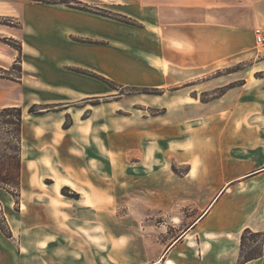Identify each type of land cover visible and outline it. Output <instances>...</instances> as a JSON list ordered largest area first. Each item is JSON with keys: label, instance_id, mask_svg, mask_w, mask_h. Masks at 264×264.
Segmentation results:
<instances>
[{"label": "crops", "instance_id": "obj_1", "mask_svg": "<svg viewBox=\"0 0 264 264\" xmlns=\"http://www.w3.org/2000/svg\"><path fill=\"white\" fill-rule=\"evenodd\" d=\"M70 1L67 4L62 0H0V36L15 39L18 45L15 48L0 42V68L8 70V66L18 56L22 72L16 80L0 78V108L24 107L26 94L37 96L32 98L31 103L39 105L72 103L87 98L101 99L112 94V86H119L160 91L158 96L146 94L143 102H132L143 104L145 108L142 111L156 105L166 112L185 111L191 105L190 99L196 103L200 101L202 92L229 83L222 81V76H212L211 70L222 63L229 65L233 61L246 59L255 47V29L264 31V0ZM75 3L86 9L76 7ZM7 19H13L15 24L12 21L10 23L13 25L2 22ZM227 64L225 67H228ZM203 77L207 79L202 80ZM227 94L228 91L204 104L225 102ZM106 103L115 104L116 101L109 100ZM62 106L65 108L67 104ZM116 106L118 109L119 106ZM68 110L69 107L54 112L56 123L50 127L60 134L49 136L48 151L39 153L32 162L34 167L38 166L39 174L47 159L50 164L53 159L56 160L64 169L67 166L65 157L70 156L68 158H72L73 162H79L82 169L71 168V172H85L90 181L79 184L78 188L87 195L76 190L80 196L74 200L87 198L91 205L99 207L105 201L106 191H113L115 199L120 188L116 184H106L100 178L99 164L96 165V171L84 170L82 161L88 168L90 160L98 162L99 155L103 157V154L97 148L96 156L89 153L84 155L79 143L85 137L82 124L87 123L88 117L76 120V113H71L72 125L65 129L61 127L62 117ZM95 111H104V105H97L96 110L90 111V116ZM46 115L48 113L35 114L33 117L36 121H42ZM142 116L150 124L148 131H161V126L155 124L161 121L157 116L146 113ZM95 122L96 131L100 134L106 121L98 118L92 121ZM164 126L165 133L177 139L186 127L180 120ZM211 136L215 138L216 134ZM194 152L191 153L194 155ZM210 154L211 151L207 150L197 155L206 162L199 166H192L188 152H162L146 157L139 154L135 156L139 161L130 164L146 165L137 168L132 166L130 169L139 168L140 173L144 174H169L172 163L187 161L190 164L187 174H227L228 162L221 161L218 164L217 159H213ZM132 156L130 154L129 158ZM21 171L23 173V163ZM258 171L246 173L242 179L239 178L243 176H239L225 182L218 191H222L221 195L203 213V208L217 194L204 207L196 206L194 203L200 198L201 187L206 190L204 188L207 185L176 183L174 189L167 186L166 195L162 188L165 184H160L162 207L176 208L177 213L185 215L180 201L187 198L188 207H200L201 213L195 217L197 210H186L189 224L156 256L152 255L150 243L146 239L153 231V225L151 219L145 220L143 226L135 228L136 233L141 231L143 239L137 245V254L130 260L131 264H165L168 260L171 264H238L243 230L264 233V203L247 207L242 203V208L238 210L228 194L229 187L235 181L264 172ZM61 178L71 182L66 177ZM145 190L152 191L153 185L145 184ZM155 197L146 193L145 206L153 205L157 201ZM52 200L56 205L70 201L59 191H55ZM54 218L58 216H49L52 222ZM168 218L167 212L166 223H169ZM175 219L182 220L179 215ZM171 223L176 227V223ZM9 226L13 232L12 239L15 234L10 222ZM9 239L0 231V264H25L37 250H43L44 253L49 250V247H32L24 251L13 244L14 239L12 242ZM240 264H264V257Z\"/></svg>", "mask_w": 264, "mask_h": 264}, {"label": "rangeland", "instance_id": "obj_2", "mask_svg": "<svg viewBox=\"0 0 264 264\" xmlns=\"http://www.w3.org/2000/svg\"><path fill=\"white\" fill-rule=\"evenodd\" d=\"M62 1L67 4L71 2L70 0ZM75 6L86 9L85 6L76 3ZM11 21L15 24L13 19L2 22L13 25ZM0 42L18 47L17 41L8 37L0 36ZM19 62L20 57L17 56L8 66V70L0 68V78L16 80L21 77ZM256 62L261 63L255 64ZM226 64L222 63L217 68H213L211 75L222 76L221 80L229 81V83L202 92L200 101L196 103L190 99L191 105L187 106L185 111L168 110L166 112L157 105L142 111L145 108L143 104L132 102L137 100L143 102L146 94L157 96L160 94L158 90L147 88L112 86V94L101 99L87 98L72 103L41 105L31 103L32 98L37 96L26 94L24 99L26 104L20 107L23 119L22 129L24 126L20 154L23 163L22 189L20 188L19 192L0 189V231L2 235L10 238L11 242L14 239L13 244L22 247L24 251L32 247H49L46 253L43 250H37L35 254L29 256L30 260L25 264H131L130 260L137 254V245L143 239L141 231L136 233L135 228H140L145 220L150 219L153 231L147 235L146 239L150 243L152 255H159L165 245L189 224L190 221L186 220L189 213L186 210H197L195 217L202 210L200 207L190 209L187 198L180 201L181 209L185 210L186 216L177 213L176 208L162 207L160 184H165L162 188L166 195L167 186L169 189H174L173 186L176 183L207 185V188H204L206 190L201 187L200 198L194 203L196 206L204 207L216 192L219 193L218 191L225 182L239 176H243L239 178L242 179L246 173L263 167L264 49L255 45L243 61H233L232 64H227L228 67H225ZM11 90L8 89V91ZM226 91L228 94L225 102L213 105L204 104L219 98ZM194 95L193 93L192 96ZM109 100L116 101V103L107 104ZM63 104H67L65 108L69 107V110L62 117L61 127L65 129L72 125L71 113H76V120L88 117L87 123L82 124V130H84L82 134L85 137L81 138L79 143L84 155L89 153L88 155L96 156L97 148L103 154V157L99 155L98 162L90 160L88 168L82 161L84 170L96 171V165L99 164L100 178L106 184H116L120 188V191L116 192L115 199L112 196L113 191H106L105 201L99 207L91 205L87 198L80 201L74 200L80 196V193L76 191L79 184L90 181L85 172H71V168L82 169L78 165L79 162H73L72 158H68L70 156L65 157L64 162L67 166L64 169L63 166L57 164L56 160L53 159V163L50 164L47 159L40 174L38 166L34 167L32 162V159L39 153L48 151L49 136L55 137L60 134L50 126L56 123L54 112L65 109ZM99 104L104 105V111H95L94 115L90 116V111L96 110ZM116 105L119 106L118 109ZM30 106L42 111L41 114L48 113V115L43 117L42 121H36L33 117L36 113L28 112ZM144 113L155 115L161 120L155 123L161 126V131L151 133L147 130L150 124L144 121L142 116ZM98 118L106 121L104 130H101L100 134L96 131L97 122L92 123ZM177 120L186 125L184 133L178 139L176 136L167 135L166 128L163 129L167 123L171 124ZM9 128L0 122V136L4 140H2L3 143L9 138L4 133ZM213 133L216 134L215 138L211 136ZM207 150L211 151V157L216 158L218 164L221 161L228 162L227 174H187L190 166L187 161L172 163V171L170 170L169 174H144L140 173L139 168L130 169L132 166L137 168L146 165L130 164L139 161V158L135 157L139 154L146 157L156 153L172 154L178 151L188 152L192 166L205 165L206 162L199 159L197 155L200 153L202 155V152ZM190 151L194 152V155ZM130 154H133L132 158H129ZM150 165L151 163L147 166ZM260 171L263 172L264 168L258 172ZM61 177H66L71 182ZM145 184L153 185V190L146 191ZM208 189L211 192H208L210 191ZM55 191H59L70 201L56 205V202L52 200ZM80 192L87 195L84 191ZM146 193L157 198V201L149 207L145 206ZM221 193L222 191L213 201L217 195L215 194L203 208L202 213L208 206L211 207ZM228 194L238 210L242 208V203L245 207L264 203V172L254 177L235 181L230 185ZM167 212L169 223H166ZM177 214L182 218L181 221L175 219ZM49 216H58V218H54L55 221L52 222ZM9 222L15 234L12 239L13 232ZM171 222L176 223V227L172 226ZM263 242L264 236L246 235L243 255L253 251L261 253Z\"/></svg>", "mask_w": 264, "mask_h": 264}, {"label": "trees", "instance_id": "obj_3", "mask_svg": "<svg viewBox=\"0 0 264 264\" xmlns=\"http://www.w3.org/2000/svg\"><path fill=\"white\" fill-rule=\"evenodd\" d=\"M34 106H30L29 113L41 114L40 110H35ZM0 122L10 128L6 130L5 136L6 142L3 143V138L0 136V189L7 191L15 190L19 192L21 188V147H22V117L21 108L17 106H9L0 108ZM24 122V121H23ZM68 127V126H65ZM24 128V126H23ZM2 138V139H1ZM3 140V141H2ZM246 235L251 236H264V233H254L249 229H244L240 238V256L238 264L263 256L264 248L261 253H255V251L243 255L244 241Z\"/></svg>", "mask_w": 264, "mask_h": 264}, {"label": "built area", "instance_id": "obj_4", "mask_svg": "<svg viewBox=\"0 0 264 264\" xmlns=\"http://www.w3.org/2000/svg\"><path fill=\"white\" fill-rule=\"evenodd\" d=\"M255 45L264 49V31L255 29L254 32Z\"/></svg>", "mask_w": 264, "mask_h": 264}, {"label": "bare ground", "instance_id": "obj_5", "mask_svg": "<svg viewBox=\"0 0 264 264\" xmlns=\"http://www.w3.org/2000/svg\"><path fill=\"white\" fill-rule=\"evenodd\" d=\"M166 263L171 264V261L168 260V261H166Z\"/></svg>", "mask_w": 264, "mask_h": 264}, {"label": "water", "instance_id": "obj_6", "mask_svg": "<svg viewBox=\"0 0 264 264\" xmlns=\"http://www.w3.org/2000/svg\"><path fill=\"white\" fill-rule=\"evenodd\" d=\"M262 168H264V167H262ZM262 168H260V169H262ZM260 169H257V170H255V171H258V170H260ZM254 172V171H253Z\"/></svg>", "mask_w": 264, "mask_h": 264}]
</instances>
